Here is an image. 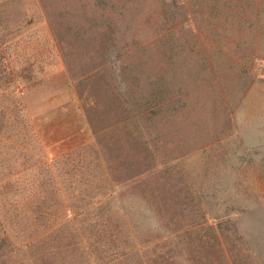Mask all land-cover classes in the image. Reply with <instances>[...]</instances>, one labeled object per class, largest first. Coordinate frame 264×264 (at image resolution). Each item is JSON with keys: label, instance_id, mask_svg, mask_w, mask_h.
Returning <instances> with one entry per match:
<instances>
[{"label": "rangeland", "instance_id": "obj_1", "mask_svg": "<svg viewBox=\"0 0 264 264\" xmlns=\"http://www.w3.org/2000/svg\"><path fill=\"white\" fill-rule=\"evenodd\" d=\"M17 202L0 264H264V0H0Z\"/></svg>", "mask_w": 264, "mask_h": 264}, {"label": "trees", "instance_id": "obj_2", "mask_svg": "<svg viewBox=\"0 0 264 264\" xmlns=\"http://www.w3.org/2000/svg\"><path fill=\"white\" fill-rule=\"evenodd\" d=\"M29 76H30L29 81L33 82L34 78H35V68L34 67H32L30 69V75ZM96 204H97L96 206H99V203H96ZM23 210H24V207L22 206V204L17 202L16 203V209L14 210L15 216H12V218H10V219H6V216H4L3 218H0V232H22V231H20V227H21L22 223L26 225V229H30L34 225L39 230V227H38L40 225L39 221L37 219H35L34 223L31 224L29 216H27L26 213L23 212ZM104 214H105V209L100 208V210L98 212V217H100L99 218L100 222L99 221L95 222V223L99 222L100 227L103 228V230L106 229L104 226V225H106V222H103V220H102ZM28 220H29V222H28ZM87 222L88 221L84 220L83 223L80 224V229L82 227H84ZM89 227L91 228L92 226H89ZM14 228H15V230H14ZM26 229L24 232H26ZM70 232H75V231H70Z\"/></svg>", "mask_w": 264, "mask_h": 264}]
</instances>
